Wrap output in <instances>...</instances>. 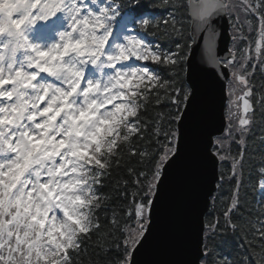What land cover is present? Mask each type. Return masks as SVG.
I'll return each mask as SVG.
<instances>
[{
	"label": "snow or ice",
	"instance_id": "obj_1",
	"mask_svg": "<svg viewBox=\"0 0 264 264\" xmlns=\"http://www.w3.org/2000/svg\"><path fill=\"white\" fill-rule=\"evenodd\" d=\"M158 6L171 9L163 35L174 50L146 38L160 29L148 12ZM225 17L234 44H247L221 58L216 22ZM201 38L227 81V123L210 143L213 158L230 161L219 180L232 189L224 228L219 215L202 222L193 264H264V83L255 84L264 0H0V264H82L93 234L96 264L100 252L103 264H133L180 156V126H194L198 84L182 73ZM150 105L164 110L148 116ZM122 167L127 175L103 192ZM246 173L258 210L247 217ZM218 230L238 238L236 257L218 250Z\"/></svg>",
	"mask_w": 264,
	"mask_h": 264
},
{
	"label": "water",
	"instance_id": "obj_2",
	"mask_svg": "<svg viewBox=\"0 0 264 264\" xmlns=\"http://www.w3.org/2000/svg\"><path fill=\"white\" fill-rule=\"evenodd\" d=\"M216 23L219 35L214 47L224 58L228 55V23L226 17ZM200 45L186 65V77L198 84L194 126L190 130L180 126V156L165 170L151 228L134 252L133 264H193L197 255L201 225L217 180V161L211 156L210 140L223 131L225 124V80L209 66L202 38Z\"/></svg>",
	"mask_w": 264,
	"mask_h": 264
},
{
	"label": "trees",
	"instance_id": "obj_3",
	"mask_svg": "<svg viewBox=\"0 0 264 264\" xmlns=\"http://www.w3.org/2000/svg\"><path fill=\"white\" fill-rule=\"evenodd\" d=\"M154 2L159 4V0H143V3L146 5H151ZM169 11H171V9L165 10L163 6H158L155 8L150 7L148 9V12L150 14L152 13V16L154 17V19L152 21L153 24L159 23L161 25L160 29L158 31L153 29L154 31H156V36L153 37V36L149 35V37L151 40H154V42L160 43L165 50H167L169 48H172L174 50V46L171 43H169L167 38L163 35V33H164L163 20L164 19L169 20V27L171 24V17L169 16ZM177 18L179 19V17H177ZM245 34L250 35L252 37V39H255V35L253 33H249L247 27H245ZM243 42L245 43V45L247 44V41H243ZM153 67H155V66H153ZM182 75H185V73H182ZM261 83H264V79L261 78V74L259 73V71H257V75L255 77V84L257 87H259L261 85ZM162 110H164V109L155 108L152 105H150L149 111H148V113H146V115L153 116V115H155V113L157 111H162ZM257 118L259 119V110L257 112ZM256 131L258 133L259 129H257ZM250 143H251V141H250ZM232 151L233 152L236 151L235 145H232ZM125 159H127V156H125ZM133 159L135 160L138 158H133ZM229 170H230V161L229 160L222 161L219 164V168H218L219 177H220L221 172H224L225 175H227ZM126 175H127L126 169H124L123 167L121 169H119L118 171H113L112 176L109 179L105 180V187L102 189V191L105 193H110L112 191L113 185L115 184L116 180L119 179L120 177L126 176ZM218 183H221V186L216 189V192H215L214 197H213V198H215V201L213 200V198L211 199V203H210L209 209H208V211L204 217V220L206 218L207 219H214L219 215L220 220H221V229H223L224 228V222H223L221 204H222V201H224L226 198L229 197L231 189H232V185L230 184L229 181H227V179H225V181H223V182H220V180L218 179L217 184ZM241 201H242V207L239 210L241 214H243L245 217H247L249 215H257L258 214L257 205H256V195L252 191L251 181L248 179L247 173L245 175L244 186L241 188ZM261 206H264V205H261ZM111 207L112 206H110L107 209V214L109 217L111 215ZM236 215H237L236 213L233 214L234 218ZM100 216H101V223L104 224L105 223V221H104L105 212L101 211ZM96 241H97L96 234H93L91 241H87V240L85 241L84 248L86 249V251H83L81 254V257H80L82 264H89L90 260H91L92 264H96L97 251H98L96 246H95ZM215 243H216L218 250H220L221 252L228 253L230 256H233V257H236L238 255V252L236 250L238 238L236 236H234L230 230L228 232H220L218 230V234L215 237ZM115 255H116V253L114 250L107 254L108 258H114ZM99 259H100V264H103V261L105 259V255L103 252H100Z\"/></svg>",
	"mask_w": 264,
	"mask_h": 264
},
{
	"label": "rangeland",
	"instance_id": "obj_4",
	"mask_svg": "<svg viewBox=\"0 0 264 264\" xmlns=\"http://www.w3.org/2000/svg\"><path fill=\"white\" fill-rule=\"evenodd\" d=\"M229 34L232 36V28L229 31ZM236 44V43H235ZM223 151V150H222Z\"/></svg>",
	"mask_w": 264,
	"mask_h": 264
}]
</instances>
